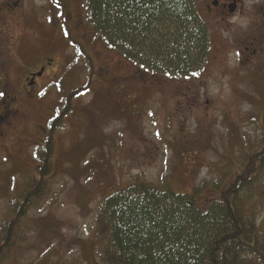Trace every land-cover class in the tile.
<instances>
[{
  "label": "rangeland",
  "instance_id": "374dc122",
  "mask_svg": "<svg viewBox=\"0 0 264 264\" xmlns=\"http://www.w3.org/2000/svg\"><path fill=\"white\" fill-rule=\"evenodd\" d=\"M58 21L0 17V108L10 111L0 126V226L25 178L36 176L52 110L68 93L87 90L71 99L55 136L45 195L18 229L7 264H102L95 226L103 197L134 179L156 184L173 176L180 191L194 193L197 204L207 207L245 170V156L263 137L257 115L264 110V81L261 96L254 97V85L240 69L221 64L210 47L182 72L148 71L107 47L85 18L67 19L89 62L68 44ZM45 59L50 67L31 93L23 81ZM240 193L246 215L264 231V167ZM43 216L59 240L44 241L45 223L36 220Z\"/></svg>",
  "mask_w": 264,
  "mask_h": 264
},
{
  "label": "trees",
  "instance_id": "16d2710c",
  "mask_svg": "<svg viewBox=\"0 0 264 264\" xmlns=\"http://www.w3.org/2000/svg\"><path fill=\"white\" fill-rule=\"evenodd\" d=\"M87 9L86 21L104 44L144 70L182 72L189 64L197 63L205 50L204 33L181 0H89ZM58 22L68 44L85 56L80 43L72 37L68 21ZM4 80L0 60V100ZM84 91L87 90L83 86L68 93L64 103L52 110L36 156V176L25 178L18 202L9 205L0 226V264L10 260L18 244V229L45 195L53 171L55 136L71 111V99ZM257 117L262 121L263 136L258 149L247 153L245 170L207 207L197 204L194 193L180 191L172 182L173 176L156 184L134 179L125 188L103 197L95 226L101 244L97 253L99 261L102 264H248L246 258L252 260L254 256L252 236L264 235L258 233L257 223L246 215L247 207L241 205L243 193H240L253 184L264 167V110ZM36 220L45 223L40 230L44 241L59 240V234L48 231L53 225L47 216Z\"/></svg>",
  "mask_w": 264,
  "mask_h": 264
},
{
  "label": "flooded vegetation",
  "instance_id": "af4514ba",
  "mask_svg": "<svg viewBox=\"0 0 264 264\" xmlns=\"http://www.w3.org/2000/svg\"><path fill=\"white\" fill-rule=\"evenodd\" d=\"M181 1L187 4L197 26L204 33L207 55L210 47L222 56L221 64L226 66L224 63H234L240 69L238 73L243 80L254 85V97L261 96L259 82L264 81V0ZM88 2L89 0H0V17L88 19ZM90 31L98 33L95 29ZM50 64L45 59L38 71L28 73L23 81V88L28 87L32 90L31 93L34 92ZM17 66L21 67L19 64ZM31 93L27 92L28 95ZM9 112L6 106L0 108V126ZM257 228L259 234H264L259 229V223ZM251 243L254 256L250 263L264 264V235L252 236Z\"/></svg>",
  "mask_w": 264,
  "mask_h": 264
}]
</instances>
